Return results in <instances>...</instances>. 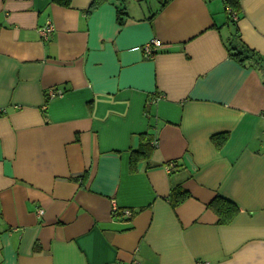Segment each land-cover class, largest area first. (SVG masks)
<instances>
[{
    "label": "crops",
    "instance_id": "obj_1",
    "mask_svg": "<svg viewBox=\"0 0 264 264\" xmlns=\"http://www.w3.org/2000/svg\"><path fill=\"white\" fill-rule=\"evenodd\" d=\"M91 2L0 0V264H264V0Z\"/></svg>",
    "mask_w": 264,
    "mask_h": 264
},
{
    "label": "trees",
    "instance_id": "obj_2",
    "mask_svg": "<svg viewBox=\"0 0 264 264\" xmlns=\"http://www.w3.org/2000/svg\"><path fill=\"white\" fill-rule=\"evenodd\" d=\"M72 0H53L54 4L63 7H70ZM109 0H92L90 9H95L102 4L108 2ZM170 0H166L169 2ZM225 6V11L227 17L231 24H235L234 17L240 11L239 0H222ZM127 17L125 9H120L118 11V21L122 24ZM228 53L229 56L239 62L240 64H249L251 66L257 67L260 70H264V58L259 55L253 49L247 47L241 42L237 35V29L235 28V33L228 40ZM153 148L151 146V141L146 136L143 137L139 148L131 152V167H135L140 161L145 160L150 157ZM189 193L181 188H175L171 194V201L174 207L183 203L189 198ZM209 208L217 215L220 224L230 223L239 212L238 206L232 201L225 199L223 197H216L210 204Z\"/></svg>",
    "mask_w": 264,
    "mask_h": 264
},
{
    "label": "built area",
    "instance_id": "obj_3",
    "mask_svg": "<svg viewBox=\"0 0 264 264\" xmlns=\"http://www.w3.org/2000/svg\"><path fill=\"white\" fill-rule=\"evenodd\" d=\"M234 20H237V19L234 17ZM53 31H54V28L52 24L48 23L47 26L39 29L38 33L42 40L47 41L49 40V37L51 36ZM160 48H161V43L158 40H152L149 43H147L143 49L147 57H152L157 53V51ZM49 94H50L49 96L51 97L56 96V93L54 91H50ZM169 168H173V165H170ZM39 213L43 214L42 211H39ZM119 214L128 219L132 217V212L130 210H119L115 205H113L112 215L114 217H117ZM203 264H208V263H203Z\"/></svg>",
    "mask_w": 264,
    "mask_h": 264
}]
</instances>
